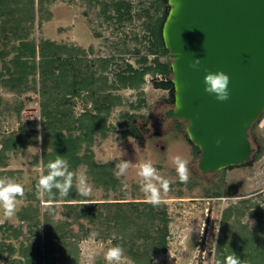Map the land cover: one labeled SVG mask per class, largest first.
<instances>
[{"label": "rangeland", "instance_id": "1", "mask_svg": "<svg viewBox=\"0 0 264 264\" xmlns=\"http://www.w3.org/2000/svg\"><path fill=\"white\" fill-rule=\"evenodd\" d=\"M122 1L131 6L130 16L119 22L112 6L114 2ZM155 0H55L50 8L52 19L43 22L41 26L35 21L29 39L38 44L40 39H48L58 44L74 45L87 51L89 59L110 58V63L104 69V75L113 81V74L131 64L141 67L140 59L148 55L152 60V38L147 33L146 25L159 16L153 7ZM126 11V10H125ZM90 49V50H89ZM89 50V51H88ZM12 57L10 55L6 60ZM169 59L168 56L164 57ZM37 61V60H36ZM171 61V59H170ZM103 66L102 61L96 62L93 69ZM1 68V63H0ZM102 68V67H101ZM104 68V67H103ZM172 76H170L171 78ZM163 76L152 79L145 77L143 94L145 105L141 110H130L129 104H136L139 92L135 90L114 91L122 98V104L115 107L108 124L114 129L106 140L96 138L92 152L97 163L122 160L130 162L126 174L117 177L120 181L118 191L109 192L96 188L85 167H80L74 174H86L91 192L79 198L84 199V207H78L79 214L86 216L93 202L107 199H121L127 202H144V194L140 190L141 178L137 175L140 163L151 161L159 175L170 183V191L162 192V205L168 216L167 249L164 253L152 256V264H214L216 243L220 237V218L223 210L241 201L258 203L264 208V116L254 124L249 132L251 147L254 149L252 160L239 167L218 171L215 174L203 175L198 168L199 154L192 148L185 133V125L180 120L165 117V112L173 106L165 103L168 91L158 88V82ZM26 92L18 94L0 86V140L11 133L19 132L20 127L28 126L40 140V130L43 119L40 116V82L38 70L30 75L24 85ZM143 96V95H142ZM70 115L76 119L85 111H92L86 96L74 98L69 103ZM135 115V124L141 130L142 137H128L125 141L117 139V133L125 119L123 113ZM39 144H25L11 152H6L5 167L0 172H12V176L2 175L0 178H11L24 188L23 197H17L15 213L11 218L5 217L0 208V264H26L19 254V246L35 242L37 236L41 241L51 240L43 231V227L35 228L20 216L28 215L29 205L37 206L36 201H29L28 195L37 193L36 182L43 170L41 164L35 163V157L40 156ZM180 155L189 161V180L181 183L176 174L171 158ZM123 185H127L124 188ZM106 196V197H105ZM42 198V197H41ZM41 198L40 201L42 200ZM76 202L55 203L56 209L53 222L71 225V229L84 227L93 230V222L85 217H77L70 210L69 204ZM80 203V202H78ZM46 203L38 205L39 215L47 213ZM255 219L246 213L242 223H247L255 231ZM12 226L20 232L18 239L7 238ZM100 230V225H95ZM110 230L119 236H128L129 228L117 215H113ZM12 246L14 252L9 254L7 246ZM111 240H100L91 235L80 241L77 251L79 264H90L89 252H94L92 264H106L104 251L112 247ZM58 250L55 246L54 253ZM121 264H133L123 259Z\"/></svg>", "mask_w": 264, "mask_h": 264}, {"label": "trees", "instance_id": "2", "mask_svg": "<svg viewBox=\"0 0 264 264\" xmlns=\"http://www.w3.org/2000/svg\"><path fill=\"white\" fill-rule=\"evenodd\" d=\"M54 2L55 0H0V86L10 92L23 94L27 89L24 85L28 77L38 70L39 107L43 119L39 141L28 126L20 127L18 133H11L0 140V167H5L6 152L25 144H39L41 153L35 157V163L40 162L43 174L47 173V164L59 156L68 162L69 171L73 173L80 167H85L92 184L107 195L111 191H118L120 185L114 175L115 161L97 163L92 147L96 138L106 140L114 130L108 124V118L112 110L122 104V98L114 94V91H140L136 104H129L128 108L141 110L145 105L142 92L145 77L154 79L159 75L164 79L158 82V88L168 91L169 94L165 103L170 106L174 104L170 55L164 48L161 35L169 7L167 0H155L152 3L160 13L145 27L152 38L153 52L150 54L153 59L148 60L147 54L142 56L139 68L125 64L123 69L113 74V81H109L104 75V69L110 63V58L89 59L87 51L80 47L58 44L43 38L35 44L29 39L35 21L41 26L43 22L52 19L50 8ZM112 6L119 22L130 16L129 4L117 1ZM10 55L12 57L6 60ZM166 56L169 59H165ZM99 61L103 63L102 68L98 66L93 69V65ZM83 95L86 96L92 111H85L74 119L70 115L68 105L72 99ZM120 117L125 119V122L118 130V140L142 137L141 130L134 122V114L125 112ZM192 148L197 154L200 153L195 146L192 145ZM258 155L255 153L254 158ZM2 175L10 177L14 174L0 172V176ZM53 193L54 198L46 194L41 201L37 193L27 197L29 201H36L37 206L29 205L26 208L28 215H21L20 219L29 221L36 229L42 226L51 240L42 242L37 236L35 242L19 246V254L26 264H79L78 256L73 252L77 251L80 241L87 239L91 233L97 239H108L112 241L113 246L122 247L124 258L133 264H152V256L166 251L168 216L162 204L153 206L145 202L104 199L91 203L86 216H82L77 210L80 206L84 207L85 204L81 202L85 200L79 198L74 186L67 197H60L55 189ZM41 202L46 203L47 209V213L42 217L38 210ZM58 202H76L69 204L71 212L77 217L89 219L90 223L93 222V230L80 226L73 230L71 225L60 221L53 222L55 203ZM247 212L255 219V231L247 223H242ZM113 215H117L127 225L128 236L121 237L116 231L109 229ZM95 225H100V230H97ZM220 225L214 264L223 262L233 253L240 259L241 264H264L263 207L249 201L230 205L223 210ZM7 229L8 239L20 237V232L12 226ZM56 245L58 250L55 254ZM6 250L9 254L14 252L10 245ZM0 252L2 253L3 249Z\"/></svg>", "mask_w": 264, "mask_h": 264}, {"label": "water", "instance_id": "3", "mask_svg": "<svg viewBox=\"0 0 264 264\" xmlns=\"http://www.w3.org/2000/svg\"><path fill=\"white\" fill-rule=\"evenodd\" d=\"M173 2L179 9L169 20L167 0L161 31L174 91L165 116L184 123L200 152L201 174L243 166L254 155L249 132L264 114V0ZM197 58L199 67L190 68ZM217 71L230 77L229 99L223 102L204 91V76Z\"/></svg>", "mask_w": 264, "mask_h": 264}, {"label": "clouds", "instance_id": "4", "mask_svg": "<svg viewBox=\"0 0 264 264\" xmlns=\"http://www.w3.org/2000/svg\"><path fill=\"white\" fill-rule=\"evenodd\" d=\"M170 11L168 19L176 14L179 9V4L173 0H168ZM201 64L199 58L193 59L189 64L190 68L197 69ZM230 77L223 71L207 72L203 78L204 91L214 95L218 101H226L229 99L228 85ZM180 104L177 101L176 110L178 111ZM188 125L191 121H187ZM191 136V132L189 131ZM219 140L217 144H219ZM171 163L175 167L176 174L181 183H187L189 180V161L182 158L180 155H175L171 158ZM130 162L122 160L116 165L114 175L117 177L124 176L129 169ZM137 175L141 178L140 190L144 194V202L157 206L162 203V192L170 191V183L167 179L158 174L157 169L151 161L140 163L138 166ZM76 184L77 191L82 196H88L91 192V187L88 185L87 176L84 173L79 175L69 171L68 162L59 156L47 164V173L41 174L36 182L37 197L41 198L46 194L50 198H54L53 189H55L60 197H67L73 184ZM127 188V185H123ZM23 186L11 178H0V208L3 209L5 217L11 218L15 213L17 197H23ZM95 253L89 252L88 259L90 264L94 261ZM103 258L106 264H121L125 259L123 249L120 246H112L107 248L103 253ZM217 264H241L240 259L233 253L225 258L223 262Z\"/></svg>", "mask_w": 264, "mask_h": 264}, {"label": "flooded vegetation", "instance_id": "5", "mask_svg": "<svg viewBox=\"0 0 264 264\" xmlns=\"http://www.w3.org/2000/svg\"><path fill=\"white\" fill-rule=\"evenodd\" d=\"M166 117V116H165ZM167 118V117H166ZM255 155V154H254Z\"/></svg>", "mask_w": 264, "mask_h": 264}]
</instances>
